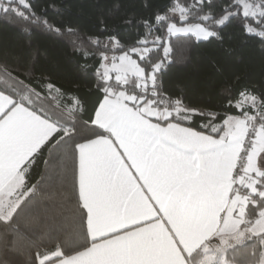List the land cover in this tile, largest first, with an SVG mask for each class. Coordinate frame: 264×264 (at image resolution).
Wrapping results in <instances>:
<instances>
[{
    "label": "snow or ice",
    "instance_id": "1",
    "mask_svg": "<svg viewBox=\"0 0 264 264\" xmlns=\"http://www.w3.org/2000/svg\"><path fill=\"white\" fill-rule=\"evenodd\" d=\"M16 2L0 0V14L15 15ZM240 3L243 18L261 26L257 35L264 37V0H238L233 7ZM19 4L27 10L30 0ZM177 11L181 26L170 21ZM233 14L227 10L214 24L224 25ZM189 15L188 8L174 6L155 20L161 28L167 22L171 37L191 36L197 42L221 38L201 23H187ZM209 19L207 14L202 17ZM143 23L147 35L152 26ZM245 31L252 34L255 29L246 24ZM139 43L146 45L147 40ZM153 43L162 47L166 59L167 41L157 36ZM149 51L132 47L113 56L110 65H101L104 95L91 120L95 128L76 115L82 107L78 101L66 117L58 114L59 105L46 104L16 69L0 64V222L8 224L21 215L28 219L26 210L42 188L25 177L41 147L52 140L50 156L57 145H71L74 204L63 218L62 239L51 256L36 254L39 264L50 259L53 264H235L228 249L251 236L259 238L257 264H264V171L257 167V157L264 153V96L241 91L235 106L247 105L248 110L242 118L228 117L222 127H213L219 139L193 131L179 123L190 119L193 110L162 93L158 73L164 60L146 72L129 54L146 60ZM112 72L116 84L109 83ZM130 83L131 88L124 87ZM260 166L264 168V156ZM248 206L258 210L255 219L251 211L246 213ZM214 238L219 244L213 247L209 242ZM2 246L8 247L7 241ZM10 250L27 256L31 264V250L23 239H15Z\"/></svg>",
    "mask_w": 264,
    "mask_h": 264
},
{
    "label": "trees",
    "instance_id": "2",
    "mask_svg": "<svg viewBox=\"0 0 264 264\" xmlns=\"http://www.w3.org/2000/svg\"><path fill=\"white\" fill-rule=\"evenodd\" d=\"M237 3L238 0H211L203 5L197 0H30L26 10L17 0L13 5L15 15L0 14V64L6 62L16 69L19 78L35 89L46 104L59 105L58 114L66 117L67 109L78 101L82 107L76 115L81 122H88L89 128H95L91 120L104 95L98 70L102 72L101 65L108 60L103 57H118L132 47H147L150 51L146 60L129 54L146 72L164 60L165 66L158 73L162 93L173 100L181 99L193 110L188 113L190 119L179 123L218 136L220 133L213 132V127L220 128L227 117H242V111L248 110L247 105L245 109L235 106L241 91L264 96V37L257 35L261 26L251 18L245 20L243 3L234 8ZM174 6L190 10L187 23H201L221 38L197 42L191 36H169L167 22L161 28L155 17ZM227 10H232L233 16L224 25H215L214 20L222 18ZM20 12L25 13L24 17ZM206 14L210 19L202 20ZM144 21L152 26L147 35ZM170 21L181 26L180 16H170ZM246 24L257 32L247 33ZM157 36L170 46L166 59L162 47L153 43ZM142 39L147 40L146 45L139 43ZM49 84L53 86L51 90ZM124 87L131 88L132 84ZM254 111L249 110V114ZM52 143L50 140L41 147L25 177L26 182L42 188L26 210L28 219L21 215L8 224L0 222V264H29L27 256L10 250L15 239H23L30 247L31 264H39L36 254L51 253L62 239L63 218L74 204V164L71 145L64 149L57 145L50 156ZM249 211L255 219L258 210L249 206ZM4 241L8 247L2 246ZM253 251L255 255H250ZM261 254L257 236L228 250L235 264H257Z\"/></svg>",
    "mask_w": 264,
    "mask_h": 264
},
{
    "label": "crops",
    "instance_id": "3",
    "mask_svg": "<svg viewBox=\"0 0 264 264\" xmlns=\"http://www.w3.org/2000/svg\"><path fill=\"white\" fill-rule=\"evenodd\" d=\"M229 117H239V116H229ZM94 118V117H93ZM228 118V117H227ZM240 118H242V117H240ZM153 122H156L155 121V119L153 118ZM162 126H166V124H162ZM182 126V125H181ZM183 127H186V126H183ZM193 131H196V130H194V129H192ZM196 132H199V131H196ZM203 133V132H202ZM203 134H205V135H211V134H207V133H203ZM211 136H213V138H216V139H219V135L218 136H214V135H211ZM47 143V142H46ZM45 143V144H46ZM44 146V145H43ZM260 156H264V153H261L260 154ZM260 156H258L257 157V167H258V169H260V170H262V171H264V168H261V166H260ZM245 191H248L247 189H245ZM249 207V206H248ZM247 210H248V208H246V213H247ZM243 227V226H242ZM247 235V234H246ZM251 237H253V236H251ZM215 243V244H217V243H219V240H217V239H213V240H211L209 243ZM49 254V256H51V253H48ZM50 260H52V259H50ZM49 260V261H50ZM49 261H47L46 262V264H53V262H51V263H49Z\"/></svg>",
    "mask_w": 264,
    "mask_h": 264
},
{
    "label": "rangeland",
    "instance_id": "4",
    "mask_svg": "<svg viewBox=\"0 0 264 264\" xmlns=\"http://www.w3.org/2000/svg\"><path fill=\"white\" fill-rule=\"evenodd\" d=\"M19 1V0H18ZM25 2H26V4H27V0H25ZM171 17H174V18H178L179 17V11H177V13L175 14V15H171ZM254 32H257L256 30L254 31ZM119 57V56H118ZM132 57V56H131ZM132 59L133 60H136V62L140 65V63H139V61L137 60V59H135L134 57H132ZM112 63V58H108V60H107V63L105 64V65H110ZM141 66V65H140ZM142 67V66H141ZM110 75L111 76H113L112 77V79L111 80H109V83L110 84H116V81H115V75H116V73L115 72H112V73H110ZM130 79H132V80H134V77H132V78H130ZM131 84V83H130ZM217 244H219V243H217ZM217 244H215L214 242L212 243H210V245L211 246H216ZM230 249V248H229ZM228 249V250H229ZM42 258V257H41ZM203 258L201 257V260H202ZM207 264H211V261H208L207 262Z\"/></svg>",
    "mask_w": 264,
    "mask_h": 264
},
{
    "label": "built area",
    "instance_id": "5",
    "mask_svg": "<svg viewBox=\"0 0 264 264\" xmlns=\"http://www.w3.org/2000/svg\"><path fill=\"white\" fill-rule=\"evenodd\" d=\"M237 171H239V167L236 170H234V173L233 174L235 175ZM238 186H239L238 184L237 185H234V187H238Z\"/></svg>",
    "mask_w": 264,
    "mask_h": 264
}]
</instances>
